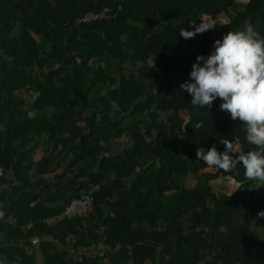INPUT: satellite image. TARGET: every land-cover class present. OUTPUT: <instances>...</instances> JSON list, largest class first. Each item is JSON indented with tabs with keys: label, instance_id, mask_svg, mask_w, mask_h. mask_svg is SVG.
I'll use <instances>...</instances> for the list:
<instances>
[{
	"label": "trees",
	"instance_id": "16d2710c",
	"mask_svg": "<svg viewBox=\"0 0 264 264\" xmlns=\"http://www.w3.org/2000/svg\"><path fill=\"white\" fill-rule=\"evenodd\" d=\"M20 1L0 0V91L36 84L41 94L34 118L0 131V264H35L27 247L35 236L52 234L44 221L62 215L83 190L93 192L92 228L86 230V219L65 218L57 238L65 244L75 235L73 248L88 247L89 240H77L85 237L81 231L92 236L111 208L114 217L105 221L109 264H146L159 256L160 264H264V240L250 237L242 200L255 181L246 180L240 166L226 173L196 160L198 148L215 145L223 152L221 139L237 147L233 155L254 150L246 127L220 110L221 100L197 108L180 87L197 56L211 54L215 30L222 40L252 24L264 36V0H25L17 10ZM105 8L110 20L76 25ZM158 16L165 24L155 22ZM201 17L216 27L187 40L179 36ZM130 66L134 71L127 74ZM18 68L47 75L42 81L32 71L18 80ZM10 106L0 101V124ZM162 116L167 120L161 122ZM124 134L132 148L96 169L103 144ZM42 138L48 143L35 162ZM70 155L67 172L78 174L65 183L66 171L54 177L55 192L46 198L34 192ZM152 161L126 192V180ZM222 186L232 194L218 197L214 190ZM30 224V231L23 230ZM44 245L46 264H105L106 258L86 257L74 263L54 244Z\"/></svg>",
	"mask_w": 264,
	"mask_h": 264
},
{
	"label": "clouds",
	"instance_id": "9594fccd",
	"mask_svg": "<svg viewBox=\"0 0 264 264\" xmlns=\"http://www.w3.org/2000/svg\"><path fill=\"white\" fill-rule=\"evenodd\" d=\"M200 20L199 24L193 20V30L184 28L179 36L187 40L216 27L203 17ZM180 87L191 96V104L197 108L205 109L221 100L220 110L245 125L246 141L254 146V150L233 155L236 152L233 143L221 139L223 152L215 145L208 150L198 148L196 160L226 173L240 166L246 180L264 183V36L252 24L240 31L227 32L222 40L214 42L210 55L197 56L189 81ZM112 108L119 111L115 103ZM259 215L264 216V211Z\"/></svg>",
	"mask_w": 264,
	"mask_h": 264
},
{
	"label": "crops",
	"instance_id": "0c3cea01",
	"mask_svg": "<svg viewBox=\"0 0 264 264\" xmlns=\"http://www.w3.org/2000/svg\"><path fill=\"white\" fill-rule=\"evenodd\" d=\"M22 9V5L20 8H17V10H21ZM107 9V8H105ZM104 9V10H105ZM23 11H21V15ZM159 24H165V23H159ZM216 33L217 31L215 30L210 38L212 37V35ZM219 34V33H218ZM35 36V35H34ZM218 36V35H217ZM220 37V35H219ZM212 40H214L213 38H211ZM221 39V37L219 38ZM216 40V39H215ZM218 40V39H217ZM79 126L85 127L86 124L84 122L79 123ZM87 136V134H85ZM86 138V137H85ZM84 138V139H85ZM83 139V140H84ZM80 142H82V140H80ZM48 143L46 138H42V142L40 144V148H38L36 150V152L34 153L33 157H34V161L35 162H39L41 160V158L44 155L43 152V148L44 146H46ZM73 144H71L72 146ZM105 146L106 151H103L102 153L104 154V157L101 158L102 153L98 156L97 158V164H96V169H98L102 163V161L105 158H116L118 156H124L127 151H129L132 146L133 143L132 141L127 138V134H124L121 139H112L110 140L108 143H104L103 144ZM128 145L130 146V148L128 147ZM70 146V147H71ZM69 147V149H70ZM59 151H61V148L59 149ZM73 159V155H70L65 161L62 162L61 166L59 167V169H57L55 172H53L52 174L46 175L43 177V179L45 180V184L42 186H45L46 184L50 185V189H46L43 194H47L46 197H48L49 195H51L53 192H55V188H56V181L54 179V177L56 176H61L63 175V173L68 170L69 167V163L70 161ZM98 159H101L100 161H98ZM155 163V161L149 162L147 163L144 167H138L141 168V171H138V168L136 169V173L133 177L129 178L128 180H126L125 182V189L127 192V187H129V185L132 182H135L139 176V174L145 170L148 169L151 165H153ZM158 168L157 171L160 170V164H158ZM78 174V169H74L71 172H67V176L65 177V181L63 183H65L66 181H69L73 178L74 175ZM88 175V179H90V174ZM112 180H115L114 176H111ZM83 180V179H81ZM256 182V181H255ZM255 182L253 184H255ZM259 185L261 184V182H257ZM253 184L252 186L243 191L242 197H243V203H244V208L246 207H250L252 204H255L257 202V197H254L253 194ZM258 185V186H259ZM39 186V187H42ZM38 187V186H37ZM222 190L223 191H218L217 189L214 190L215 194L218 197H224V196H230L232 194V192L230 194H228L226 192L227 187L226 186H222ZM35 188V187H34ZM77 188H74L73 191L70 192H74ZM37 194L41 195L42 197L43 194L39 193L38 191H34ZM85 192H88L86 190H83L80 195L84 194ZM44 197V198H46ZM118 198V197H117ZM116 198V199H117ZM264 199V195L261 197ZM247 209V208H246ZM262 210L259 209V213ZM106 212V223H108L109 218H113L114 217V212L111 208L105 210ZM245 212L247 213L248 217H249V235L251 238L256 239V240H264V227L262 228H258L256 227V221H258L259 219H263L264 220V216L260 217L258 214L257 215H250L248 214V212L245 210ZM64 213V212H63ZM65 219V217L62 215L57 216V217H53L49 220L44 221L45 225L48 226V228L51 230L52 234H45L42 236H35L31 242V245H29L28 250L30 251V254L35 258V264H46L45 263V255L46 250L43 248L45 245L44 244H54L55 248L57 250L58 253L60 254H67V259L71 260L74 263H78L80 262L83 257L86 258H91V259H105L107 254H108V246H107V240H108V236H107V231L108 228L105 226V221L103 222V224L100 226V229L94 230L92 233V236L89 235V233L87 231H81L83 235H85V237H80L77 238L78 241L83 242L84 240H89L90 245L88 247L82 246L78 249L73 248L74 243L76 241V236L75 235H70L69 238L67 239L66 243H62L57 236L59 234H61V229L59 228V225L61 224V222ZM91 221V220H90ZM89 221V218H87L84 221V226L86 227V230L91 229L92 228V223ZM253 221V223H252ZM255 223V224H254ZM13 227H15V223L11 224ZM29 226H32V224L28 225L27 227H24L23 230H25L26 232L30 231L28 228ZM140 226L139 223H136L134 225V229H138ZM73 229V228H72ZM26 244V242L24 243V245ZM105 264H109V260L106 258L104 260ZM128 264H134L132 261L131 263ZM146 264H160V256L158 257V260H156L155 262L153 261H148Z\"/></svg>",
	"mask_w": 264,
	"mask_h": 264
},
{
	"label": "flooded vegetation",
	"instance_id": "af4514ba",
	"mask_svg": "<svg viewBox=\"0 0 264 264\" xmlns=\"http://www.w3.org/2000/svg\"><path fill=\"white\" fill-rule=\"evenodd\" d=\"M21 20V18H19ZM18 72H21L20 75L18 76L17 79L19 80L21 77L25 76V73H30L34 71L35 75L37 78L41 79L42 81L45 80V76L47 75L46 73L41 74L38 71V68L35 70L32 68H18ZM1 90H5L7 92H2L0 91V101L2 104H7L8 102L11 101V106L10 110L5 113H1L3 116V122L1 123L3 126L0 124V131H5L6 125L9 124L10 122H21L23 120H26L28 118H34L36 116L35 110H33V105L36 103L40 97V88L37 87L36 84L32 86L31 89L29 88H24L19 86L18 84H15L14 87H5ZM10 92V93H8ZM10 94H13V99H9ZM10 112H13L14 116L11 118ZM167 119L162 116V120L166 121ZM160 122V119L158 120Z\"/></svg>",
	"mask_w": 264,
	"mask_h": 264
},
{
	"label": "built area",
	"instance_id": "2783aa9c",
	"mask_svg": "<svg viewBox=\"0 0 264 264\" xmlns=\"http://www.w3.org/2000/svg\"><path fill=\"white\" fill-rule=\"evenodd\" d=\"M110 10L107 8L100 13H90L82 18L78 19L76 22L77 26L81 25H89L93 23H98L101 21L110 20ZM94 212V198L93 192L88 191L82 194L80 197H76L71 199L65 209L63 216L67 219L79 218V219H87ZM32 226H29V230Z\"/></svg>",
	"mask_w": 264,
	"mask_h": 264
},
{
	"label": "rangeland",
	"instance_id": "374dc122",
	"mask_svg": "<svg viewBox=\"0 0 264 264\" xmlns=\"http://www.w3.org/2000/svg\"><path fill=\"white\" fill-rule=\"evenodd\" d=\"M211 38H213L214 40L215 39L216 40L219 39L220 37H219L218 31H217V34L214 33ZM236 148L237 147H235V149ZM188 182L190 183L189 184L190 186H194L196 184V181L193 180V179H189ZM257 182L258 181H256L255 184H253V194H254V197H252V198L257 197V202L255 204H252L250 207L249 206L246 207L247 209L244 208L248 212V214H250V215H257V214L259 215V212H258L259 209H261L262 211H264V199L261 198L264 195V183H261L259 185ZM259 216L262 217L261 215H259ZM252 223H253V221H252ZM255 223H256L257 229L264 227V220L263 219H259Z\"/></svg>",
	"mask_w": 264,
	"mask_h": 264
},
{
	"label": "water",
	"instance_id": "95a60500",
	"mask_svg": "<svg viewBox=\"0 0 264 264\" xmlns=\"http://www.w3.org/2000/svg\"><path fill=\"white\" fill-rule=\"evenodd\" d=\"M24 1H25V0H21V1L16 5V8H20L21 5L24 3ZM22 14H23V13H22ZM155 22H156V23H165V17H163V16H158V18L155 20ZM155 59H156V58H152V59L150 60L151 63L148 62V64H149V65H153V60H155ZM100 61H101V60H100ZM144 65H145V64H144L142 61L139 62V67H143ZM133 71H134V68H133L132 66H130V67L128 68L127 74H131ZM121 79H122V76H121V75H118V76H117L118 85H121ZM141 101H143V100H142V99L139 100V102H141ZM139 102H138V103H139ZM132 110H133V109H132ZM132 110H131V112H130L129 114L132 113ZM163 116H165V115L163 114ZM2 128H3V127H2ZM85 137H86V135H84L83 138H82L81 140H83ZM73 144H75V142H74ZM128 147L130 148L129 145H128ZM102 157H104V154H103V153H102V155H101V158H102ZM100 160H101V159H98V161H100ZM138 171H141V168H138ZM8 187H12V185H9ZM49 187H50V185H49V184H46L45 186H42V187H35V188H34V191H38L39 193L43 194V192H44L46 189H50ZM43 196L46 197L47 194H43Z\"/></svg>",
	"mask_w": 264,
	"mask_h": 264
}]
</instances>
